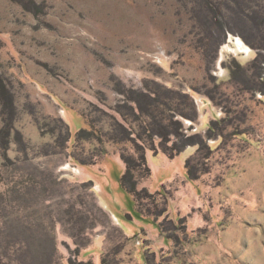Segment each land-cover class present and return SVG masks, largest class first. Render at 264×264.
<instances>
[{
  "label": "rangeland",
  "instance_id": "obj_1",
  "mask_svg": "<svg viewBox=\"0 0 264 264\" xmlns=\"http://www.w3.org/2000/svg\"><path fill=\"white\" fill-rule=\"evenodd\" d=\"M0 264H264V0H0Z\"/></svg>",
  "mask_w": 264,
  "mask_h": 264
},
{
  "label": "trees",
  "instance_id": "obj_2",
  "mask_svg": "<svg viewBox=\"0 0 264 264\" xmlns=\"http://www.w3.org/2000/svg\"><path fill=\"white\" fill-rule=\"evenodd\" d=\"M256 16H257V15H256ZM256 16L254 15V17H256ZM252 17H253V16H252ZM257 18H258V16H257ZM256 25H257V27H258V25H259L257 21H256ZM255 27H256V26H255Z\"/></svg>",
  "mask_w": 264,
  "mask_h": 264
}]
</instances>
